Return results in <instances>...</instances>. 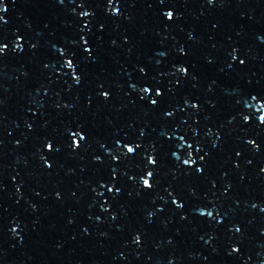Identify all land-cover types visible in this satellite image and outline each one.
<instances>
[{
  "label": "water",
  "instance_id": "obj_1",
  "mask_svg": "<svg viewBox=\"0 0 264 264\" xmlns=\"http://www.w3.org/2000/svg\"><path fill=\"white\" fill-rule=\"evenodd\" d=\"M0 264H264V0H0Z\"/></svg>",
  "mask_w": 264,
  "mask_h": 264
},
{
  "label": "snow or ice",
  "instance_id": "obj_2",
  "mask_svg": "<svg viewBox=\"0 0 264 264\" xmlns=\"http://www.w3.org/2000/svg\"><path fill=\"white\" fill-rule=\"evenodd\" d=\"M169 17L171 18V13H169ZM105 96H107V93H105ZM48 147H49V148H51V147H52V145H51V144H49V145H48ZM129 151H131V149H129ZM147 183H148V182H147V181H145V184H146V185H147Z\"/></svg>",
  "mask_w": 264,
  "mask_h": 264
}]
</instances>
